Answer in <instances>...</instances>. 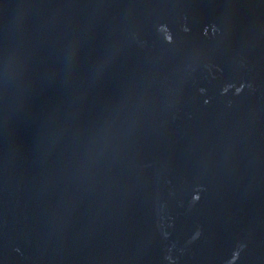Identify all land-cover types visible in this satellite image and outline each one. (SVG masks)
Masks as SVG:
<instances>
[{
	"label": "water",
	"instance_id": "obj_1",
	"mask_svg": "<svg viewBox=\"0 0 264 264\" xmlns=\"http://www.w3.org/2000/svg\"><path fill=\"white\" fill-rule=\"evenodd\" d=\"M0 264H264V0H0Z\"/></svg>",
	"mask_w": 264,
	"mask_h": 264
}]
</instances>
